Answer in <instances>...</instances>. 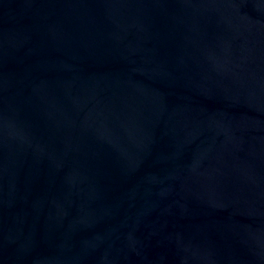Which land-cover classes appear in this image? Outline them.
Segmentation results:
<instances>
[{
    "label": "water",
    "instance_id": "1",
    "mask_svg": "<svg viewBox=\"0 0 264 264\" xmlns=\"http://www.w3.org/2000/svg\"><path fill=\"white\" fill-rule=\"evenodd\" d=\"M0 264H264V0H0Z\"/></svg>",
    "mask_w": 264,
    "mask_h": 264
}]
</instances>
